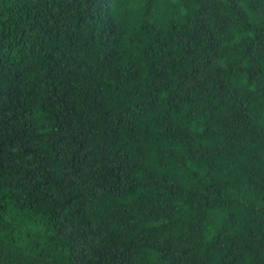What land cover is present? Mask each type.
Listing matches in <instances>:
<instances>
[{
    "label": "trees",
    "instance_id": "1",
    "mask_svg": "<svg viewBox=\"0 0 264 264\" xmlns=\"http://www.w3.org/2000/svg\"><path fill=\"white\" fill-rule=\"evenodd\" d=\"M0 264H264V0H0Z\"/></svg>",
    "mask_w": 264,
    "mask_h": 264
}]
</instances>
